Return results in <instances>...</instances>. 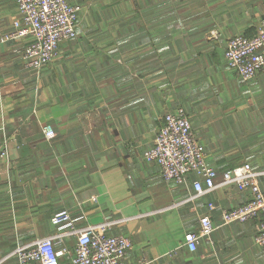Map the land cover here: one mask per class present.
Wrapping results in <instances>:
<instances>
[{"label":"crops","instance_id":"obj_1","mask_svg":"<svg viewBox=\"0 0 264 264\" xmlns=\"http://www.w3.org/2000/svg\"><path fill=\"white\" fill-rule=\"evenodd\" d=\"M74 2L77 37L35 70L22 59L30 37L3 40L19 12L16 0H0V259L54 232L52 214L67 208L79 225L123 218L110 231L131 238V263L264 264L255 221L222 218L249 193L230 185L179 204L197 175L166 181L143 156L162 116L180 106L220 173L264 163V70L232 90L224 57L229 37L259 28L264 0ZM239 138L257 145V157ZM210 201L215 229L191 251L184 235Z\"/></svg>","mask_w":264,"mask_h":264},{"label":"built area","instance_id":"obj_2","mask_svg":"<svg viewBox=\"0 0 264 264\" xmlns=\"http://www.w3.org/2000/svg\"><path fill=\"white\" fill-rule=\"evenodd\" d=\"M19 15L3 40L30 37L22 50L26 68L40 70L59 54L60 44L77 37L81 5L74 0H16ZM227 65L244 80L254 78L264 70V18L253 34L236 33L229 37L224 52ZM47 137L55 130L44 125ZM146 161L156 163L166 181L184 184L195 173L194 192L179 201H194L218 188L235 186L249 193L246 202L231 208L222 207L224 224L255 221L254 242L264 247V189L260 177L264 169H256L246 161L225 169L222 173L210 165L204 143L196 134L184 107H176L162 116L153 143L144 150ZM207 210L199 214L197 231H187L184 245L195 251L202 238H210L215 229L213 212L218 207L208 202ZM123 218L107 219L79 225L67 208H59L51 216L54 232L17 243L0 262L10 264H135L127 261L133 243L124 233H112V227ZM73 242V244H71ZM143 258L140 264H144Z\"/></svg>","mask_w":264,"mask_h":264},{"label":"rangeland","instance_id":"obj_3","mask_svg":"<svg viewBox=\"0 0 264 264\" xmlns=\"http://www.w3.org/2000/svg\"><path fill=\"white\" fill-rule=\"evenodd\" d=\"M87 5V4H86ZM82 7V6H81ZM228 67V66H227ZM228 70H229V73H230V77H232V79H229V85H230V89H237V86L239 85V76L232 70V69H229L228 68ZM220 86H221V82H220V84H219V86H216L217 88H220ZM251 132H253V131H251ZM240 134V133H239ZM252 135V134H251ZM253 139H254V137H253ZM252 139V140H253ZM239 140H241V141H239V142H242V140L244 141L243 143H239V148L240 149H242V148H245L246 147V150H248L249 152H251V153H253V154H256V157H257V145H256V147L255 146H249V143L245 140V138H239ZM253 141H256V138L253 140ZM257 142V141H256ZM247 145V146H246ZM245 150V149H244ZM247 152V151H246ZM252 165H253V167L254 168H256L257 169V165L258 166H264V163H257V160L256 161H249ZM210 164V163H209ZM234 164H237V163H234ZM238 164H240V163H238ZM237 164V165H238ZM210 165H212V164H210ZM213 166V165H212ZM215 167V166H214ZM260 169V168H259ZM71 244H73V242H71ZM4 264H10V260H6L5 261V263Z\"/></svg>","mask_w":264,"mask_h":264}]
</instances>
